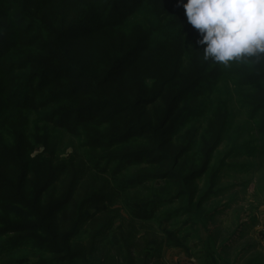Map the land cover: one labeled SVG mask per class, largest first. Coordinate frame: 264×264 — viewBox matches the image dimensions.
Listing matches in <instances>:
<instances>
[{
  "label": "trees",
  "instance_id": "obj_1",
  "mask_svg": "<svg viewBox=\"0 0 264 264\" xmlns=\"http://www.w3.org/2000/svg\"><path fill=\"white\" fill-rule=\"evenodd\" d=\"M200 38L178 0H0V264L189 251L228 160L264 156V62Z\"/></svg>",
  "mask_w": 264,
  "mask_h": 264
},
{
  "label": "rangeland",
  "instance_id": "obj_2",
  "mask_svg": "<svg viewBox=\"0 0 264 264\" xmlns=\"http://www.w3.org/2000/svg\"><path fill=\"white\" fill-rule=\"evenodd\" d=\"M239 106L235 101V124L244 125L247 112L240 111ZM248 137L244 134V140ZM242 142L240 144L244 145ZM225 146L223 143L219 152H223ZM228 161L230 168L223 173L219 185L225 190L204 205L209 211L217 210L213 217L199 220L201 224L197 233L190 227L182 231L183 234L191 233L187 241L191 248L189 251L180 249L193 256L199 264H245L251 258L263 263L264 241L260 229L264 227V156L258 154L253 158L242 151L237 158ZM243 164L245 169L240 168ZM185 219L186 216L178 219V227ZM226 242L229 245L220 251Z\"/></svg>",
  "mask_w": 264,
  "mask_h": 264
},
{
  "label": "clouds",
  "instance_id": "obj_3",
  "mask_svg": "<svg viewBox=\"0 0 264 264\" xmlns=\"http://www.w3.org/2000/svg\"><path fill=\"white\" fill-rule=\"evenodd\" d=\"M198 31L205 60L264 62V0H178Z\"/></svg>",
  "mask_w": 264,
  "mask_h": 264
},
{
  "label": "crops",
  "instance_id": "obj_4",
  "mask_svg": "<svg viewBox=\"0 0 264 264\" xmlns=\"http://www.w3.org/2000/svg\"><path fill=\"white\" fill-rule=\"evenodd\" d=\"M162 263L163 264H199L193 256L181 250L180 248H176V247L164 249L162 253Z\"/></svg>",
  "mask_w": 264,
  "mask_h": 264
},
{
  "label": "built area",
  "instance_id": "obj_5",
  "mask_svg": "<svg viewBox=\"0 0 264 264\" xmlns=\"http://www.w3.org/2000/svg\"><path fill=\"white\" fill-rule=\"evenodd\" d=\"M260 230H261V238L264 241V227L262 229H260Z\"/></svg>",
  "mask_w": 264,
  "mask_h": 264
}]
</instances>
